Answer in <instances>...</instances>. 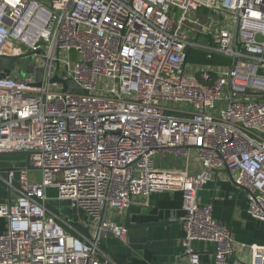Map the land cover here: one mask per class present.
Segmentation results:
<instances>
[{"label": "built area", "instance_id": "2783aa9c", "mask_svg": "<svg viewBox=\"0 0 264 264\" xmlns=\"http://www.w3.org/2000/svg\"><path fill=\"white\" fill-rule=\"evenodd\" d=\"M190 50L228 62L188 63ZM1 57L37 65L0 75V154L29 153L3 180L16 196L0 205V264H108L100 238L127 230L106 211L168 190L182 195L185 264H200L195 242L228 264L231 231L198 198L221 169L264 224V0H0ZM166 152L201 169L156 170ZM50 191L86 234L63 228ZM240 246L264 264V247Z\"/></svg>", "mask_w": 264, "mask_h": 264}, {"label": "crops", "instance_id": "0c3cea01", "mask_svg": "<svg viewBox=\"0 0 264 264\" xmlns=\"http://www.w3.org/2000/svg\"><path fill=\"white\" fill-rule=\"evenodd\" d=\"M5 69L11 70L10 75L16 70L4 66L0 72ZM24 161L25 157L21 155L0 156V205L13 200L16 196V192L8 189L3 181L6 170L13 169ZM200 169V163L193 155L187 159L176 160L166 152L158 155L156 161V170L159 171H175L189 176ZM233 176L234 173L227 169L213 171L211 181L200 191L198 198L201 205H210L214 219L231 231L235 246L233 255L227 260L228 264H249L250 251L241 248L240 245L264 247V224L246 214L245 191L233 184ZM53 194V191L47 193L49 197ZM60 203L66 206L65 217L59 214L60 209L53 210L49 201L47 207L60 219L63 228L68 230L66 225L69 224L81 234H86L80 227L82 219L78 221L82 216L85 217L84 214L70 208L67 202ZM181 205V192L168 190L152 194L146 206L142 205L139 199H134L126 210H107L104 214L105 219L121 226L128 220L131 227L126 229L125 242L113 236L100 238L98 242L100 260H107L108 264H185L181 244L183 238L180 223L183 215ZM56 208L60 207L56 205ZM7 226V220L0 218V234L6 231ZM192 247L199 254L200 264H214L213 244L195 242Z\"/></svg>", "mask_w": 264, "mask_h": 264}, {"label": "rangeland", "instance_id": "374dc122", "mask_svg": "<svg viewBox=\"0 0 264 264\" xmlns=\"http://www.w3.org/2000/svg\"><path fill=\"white\" fill-rule=\"evenodd\" d=\"M13 64V65H11ZM37 65V60L36 59H33L32 57H23V58H20V59H0V69L1 67H6V66H9V67H13L15 70V72H18V75L19 77L21 78H24L26 77L27 74L29 73H33L34 69H35V66ZM156 161H157V158H156ZM29 175L31 178H33L34 181L38 180L39 179V172L37 171H30L29 172ZM55 196V194H53V196L51 197L50 196V200H49V204L52 206L51 208L53 210H57L60 209L61 211L59 212V214L63 217H65V212H66V206L62 205L57 199H53ZM60 208H56V205ZM77 219V218H75ZM85 220V217H81L79 218L78 221L80 220Z\"/></svg>", "mask_w": 264, "mask_h": 264}, {"label": "trees", "instance_id": "16d2710c", "mask_svg": "<svg viewBox=\"0 0 264 264\" xmlns=\"http://www.w3.org/2000/svg\"><path fill=\"white\" fill-rule=\"evenodd\" d=\"M187 62L193 64H207V65H217V64H225L228 61L226 59H222L217 55H213L210 60L206 59V53L200 50H190L187 56ZM49 209V208H48Z\"/></svg>", "mask_w": 264, "mask_h": 264}, {"label": "water", "instance_id": "95a60500", "mask_svg": "<svg viewBox=\"0 0 264 264\" xmlns=\"http://www.w3.org/2000/svg\"><path fill=\"white\" fill-rule=\"evenodd\" d=\"M0 59L2 60V59H6V58H2V57H1ZM13 60H14V59H13ZM10 71H11V70L5 69V70H3L2 72H0V75H1V76H8V75L10 74ZM52 81H53V82H60V83H62V82L58 79L57 76H55V77L52 79ZM63 90H64V91L66 90V86H64ZM5 155H21V156H24V157H25V160H27V159H28V156H29V153H28V152H19V153H2V154H0V156H5ZM22 166H24V164H21V165H19V166H16V167L13 168V169H16V168H18V167H22ZM27 168H28L29 171H33V170H35L33 167H30L29 165H27ZM9 170H11V169L6 170V172L9 171ZM124 227H125L126 229L131 227V226L129 225V223H128V220L125 221V223H124Z\"/></svg>", "mask_w": 264, "mask_h": 264}]
</instances>
